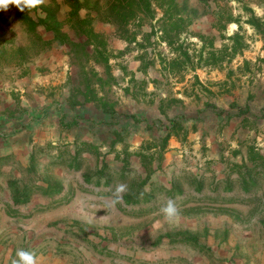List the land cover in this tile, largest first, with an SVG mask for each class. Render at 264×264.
Instances as JSON below:
<instances>
[{
	"label": "crops",
	"instance_id": "obj_1",
	"mask_svg": "<svg viewBox=\"0 0 264 264\" xmlns=\"http://www.w3.org/2000/svg\"><path fill=\"white\" fill-rule=\"evenodd\" d=\"M63 2L0 11L2 264L20 249L38 264H253L238 254L264 255V214L250 215L264 203V87L169 93L157 65L122 52L139 37ZM168 198L178 221L160 213Z\"/></svg>",
	"mask_w": 264,
	"mask_h": 264
},
{
	"label": "rangeland",
	"instance_id": "obj_2",
	"mask_svg": "<svg viewBox=\"0 0 264 264\" xmlns=\"http://www.w3.org/2000/svg\"><path fill=\"white\" fill-rule=\"evenodd\" d=\"M86 1L96 12L95 21L110 23L121 37H139L122 52L138 58L142 68L157 65L163 74L160 86L169 93L177 88L209 101L228 99L238 88L261 92L264 87V0H146L147 5L134 0V6L128 0ZM106 80L110 82L109 77ZM116 96L109 92L106 98ZM263 188L258 187L256 194L263 193L264 199ZM259 201L256 197L250 215L264 214V203ZM8 242L5 236L0 238L4 246L0 264ZM238 256L253 259V264L264 263L260 251H241Z\"/></svg>",
	"mask_w": 264,
	"mask_h": 264
},
{
	"label": "clouds",
	"instance_id": "obj_3",
	"mask_svg": "<svg viewBox=\"0 0 264 264\" xmlns=\"http://www.w3.org/2000/svg\"><path fill=\"white\" fill-rule=\"evenodd\" d=\"M48 0H0V11H8L10 6H14L20 12H32L35 9L44 6ZM128 190L126 183L117 184L114 187L111 198L107 201L108 207L115 208L117 204L123 202L124 194ZM160 213L168 222L178 221L180 218V208L173 198L164 201L160 208ZM102 218V217H101ZM16 259L12 264H38V257L29 250L20 249L16 253Z\"/></svg>",
	"mask_w": 264,
	"mask_h": 264
},
{
	"label": "trees",
	"instance_id": "obj_4",
	"mask_svg": "<svg viewBox=\"0 0 264 264\" xmlns=\"http://www.w3.org/2000/svg\"><path fill=\"white\" fill-rule=\"evenodd\" d=\"M139 1H144V5H147V3H148L146 0H139ZM139 1H137V2H139ZM135 4H136V2L134 0H128V5L134 6ZM138 7H139V9H141L140 5H138ZM132 13L134 14V11Z\"/></svg>",
	"mask_w": 264,
	"mask_h": 264
}]
</instances>
